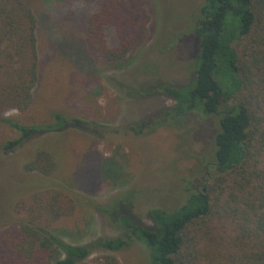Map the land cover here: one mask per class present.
I'll return each instance as SVG.
<instances>
[{"label":"trees","instance_id":"1","mask_svg":"<svg viewBox=\"0 0 264 264\" xmlns=\"http://www.w3.org/2000/svg\"><path fill=\"white\" fill-rule=\"evenodd\" d=\"M35 6L32 0H0V126L16 132L0 142V151L12 152L45 134L20 167L60 185L14 202L20 221L1 227L0 264H119L112 252L134 242L145 246L148 264H264V0H202L194 27L197 51L191 78L183 84L156 81L147 89L130 90L136 97L164 95L173 101L137 130L184 127L190 116L210 120L208 154L214 170L208 187L197 188L186 179L177 203L145 210L151 225L125 208L96 205L120 232L82 244L65 240V231L52 227L70 221L77 212L78 191L88 193L100 176L114 188L123 184L125 174L112 158L107 168L101 164L100 175L85 157L78 161L79 176L65 168V129L80 132V125L95 124V131V122H69L52 113L51 122L21 123L8 115L31 106L46 68ZM153 24V7L144 0H100L83 23L81 41L93 59L120 68L146 44ZM89 127L85 130L91 132ZM119 172L122 180L117 179ZM129 195L123 199L129 200ZM224 221L231 224V235L218 234L215 226Z\"/></svg>","mask_w":264,"mask_h":264},{"label":"rangeland","instance_id":"2","mask_svg":"<svg viewBox=\"0 0 264 264\" xmlns=\"http://www.w3.org/2000/svg\"><path fill=\"white\" fill-rule=\"evenodd\" d=\"M99 1L32 0L39 19V49L46 68L33 90L31 106L24 112H8L21 123L51 122L52 113L64 115L69 122L74 118L95 122V131L91 129L95 124L85 128L80 125L77 127L80 132L65 129L69 148L62 154L65 168L75 170L79 176L81 157L94 164L99 175L101 164L107 168L108 158L123 167L122 185L113 188L100 176V181L87 189L88 193H76L80 202L71 220L52 227L65 231L62 234L65 240L79 244L120 232L96 205L125 208L142 223L151 225L145 217L148 207L177 203L186 179L197 188H207L214 170V159L208 154L210 120L190 116L184 127L159 125L153 131L137 130L142 121L173 101L164 95L136 97L130 92L147 89L156 81L183 84L191 78L197 51L194 27L202 0H144L154 10L150 38L135 52L131 63L120 68L93 59L81 41L83 23ZM76 50L78 53H72ZM87 127L91 132L85 130ZM15 134L8 126H0V142ZM44 135H35L12 152L0 151V230L19 223L20 217L13 211L18 198L60 185L54 178L24 172L20 167L34 155ZM116 176L124 178L120 177L121 172ZM125 193L130 194L129 200L123 199ZM215 228L224 236L232 233L228 221ZM112 254L119 264L149 263L147 250L139 242ZM94 258L95 255L88 261L94 263Z\"/></svg>","mask_w":264,"mask_h":264},{"label":"flooded vegetation","instance_id":"3","mask_svg":"<svg viewBox=\"0 0 264 264\" xmlns=\"http://www.w3.org/2000/svg\"><path fill=\"white\" fill-rule=\"evenodd\" d=\"M207 168H208V165H207ZM205 174L208 176L209 175V172L206 171ZM202 179H205V176Z\"/></svg>","mask_w":264,"mask_h":264}]
</instances>
